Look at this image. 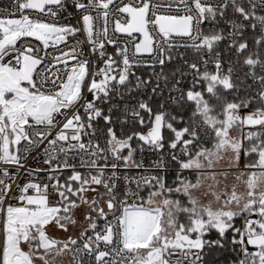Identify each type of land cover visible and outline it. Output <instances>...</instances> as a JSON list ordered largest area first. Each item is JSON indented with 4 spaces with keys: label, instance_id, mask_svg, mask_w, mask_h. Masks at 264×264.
<instances>
[{
    "label": "snow or ice",
    "instance_id": "1",
    "mask_svg": "<svg viewBox=\"0 0 264 264\" xmlns=\"http://www.w3.org/2000/svg\"><path fill=\"white\" fill-rule=\"evenodd\" d=\"M0 264H264V0L0 7Z\"/></svg>",
    "mask_w": 264,
    "mask_h": 264
},
{
    "label": "built area",
    "instance_id": "2",
    "mask_svg": "<svg viewBox=\"0 0 264 264\" xmlns=\"http://www.w3.org/2000/svg\"><path fill=\"white\" fill-rule=\"evenodd\" d=\"M8 0H0V7L7 6Z\"/></svg>",
    "mask_w": 264,
    "mask_h": 264
}]
</instances>
